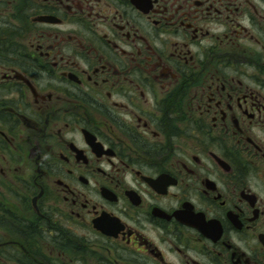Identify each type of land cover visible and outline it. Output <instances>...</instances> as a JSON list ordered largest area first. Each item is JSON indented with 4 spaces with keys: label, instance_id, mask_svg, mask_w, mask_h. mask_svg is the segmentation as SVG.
<instances>
[{
    "label": "flooded vegetation",
    "instance_id": "af4514ba",
    "mask_svg": "<svg viewBox=\"0 0 264 264\" xmlns=\"http://www.w3.org/2000/svg\"><path fill=\"white\" fill-rule=\"evenodd\" d=\"M0 264H264V0H0Z\"/></svg>",
    "mask_w": 264,
    "mask_h": 264
}]
</instances>
